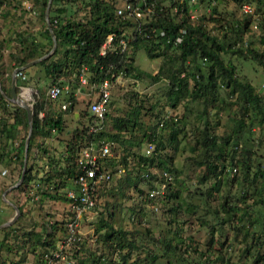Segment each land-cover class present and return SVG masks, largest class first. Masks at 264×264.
Masks as SVG:
<instances>
[{
	"label": "trees",
	"instance_id": "trees-1",
	"mask_svg": "<svg viewBox=\"0 0 264 264\" xmlns=\"http://www.w3.org/2000/svg\"><path fill=\"white\" fill-rule=\"evenodd\" d=\"M199 1L206 2L210 0ZM199 1L191 6L187 5L186 0L182 4H176L178 11L174 14L167 11V9L164 12H159L155 8L154 14L142 26V29L155 27L163 30L165 36L146 37L136 34L129 53L124 54V56L108 54L102 57L98 55V50L105 35L109 32L121 33L124 25H129V23L122 22L120 18L115 16V6L121 1L51 0L47 18L48 25L56 39V46L48 57L34 64L43 68L45 76L49 77L52 83L61 80L58 82L59 85L74 75L80 65H85L89 70L94 71V80L113 79L118 71L123 69L125 76L127 75L134 80L149 79L153 83L164 82L165 101L169 109L175 108L184 96L187 98V102L184 103L185 111L189 110L188 104L191 102L201 103L203 108L196 111L195 118L192 121L193 130L190 137L192 143L189 146L191 152H197L195 154V157H197L195 164L199 168V175L194 183L189 181L187 183L188 188L184 186L181 183L182 180L177 177L180 171L173 166L171 156H166L163 153L166 145L175 149L178 142L177 135L182 131L184 121L187 119L186 113L181 116H168L165 114L160 116L161 114L158 112L157 114L151 113L154 122L148 125L145 131L143 130L141 140L135 142L139 145L142 144V139H144L143 143L145 145H151L149 153H145L146 148L137 154L125 149V154L121 157V166L126 169L127 156H134L135 166H137L136 175L130 177L129 174L124 172V175L119 177L116 185H114L119 189L124 184L120 190V194L124 195L123 188H128L135 183L150 185L152 181L156 180V182H163L165 188L169 191L157 193L156 197L159 202L179 200V194L184 189L189 192L187 196L199 195L198 197H201L206 204L216 200L217 203L213 207L212 214L222 211L223 216L218 218L220 223H223L225 219H235V230L243 231L245 236L251 237L249 245L243 249L242 255H246L255 247L254 244L264 243V167L261 169L257 167L253 172L252 179L248 181L247 172L250 165L248 155L250 153L245 147L238 149V142L239 133L243 132L242 127L246 120L256 118L258 124L264 123V92H253L252 84L240 78L237 64L230 57L243 63L247 59L258 63L264 62V52H259L251 46L250 42H244L240 36L251 23L261 35V43H264V8L261 5L263 0H249V3L253 6V12L242 13L240 11L243 15L242 18L229 25H224V27L221 26L219 35L211 34L206 29L205 22L210 20L211 17L205 18L204 14L197 11ZM233 1L240 10L242 0ZM22 2H20L21 6L25 10L31 11L32 4L24 5ZM9 3L10 0H0V6ZM33 3L39 7L38 17L42 21L41 30L30 33L29 40L24 33L17 34L15 39L21 55L13 56V52H9L8 55L13 61L12 68L44 55L52 46L44 15L47 0H33ZM205 5L208 4L205 3ZM73 6L75 7L71 10ZM77 12H81V14L78 15ZM192 13H195L193 17L190 15ZM250 17L254 20H251ZM211 20L217 21L218 19L213 17ZM176 36L181 38L179 43L174 42ZM140 46L145 48L149 57L161 58L160 66L155 74H149L134 66L133 53ZM223 56H227L225 62ZM123 57L127 58V62H122ZM25 70H23L24 73ZM188 77L191 80L190 86H188L189 81L187 82ZM219 90H222L225 95L220 97ZM15 91L18 92L17 79ZM234 94H236L237 99L241 100L242 108L251 109L259 116H237V120L233 119L235 124L228 126V131L216 134L215 127H217L219 119L218 116H212L210 110L215 109V104L228 101ZM9 96L10 87L6 88L0 83V108L3 112H8L9 109L12 112V122L10 124H7V118H0V135L3 133L7 140L14 137V134L18 131L17 128L24 127L27 129L25 111L10 102V100L7 101L6 97ZM123 97H126L128 108L124 114L112 117L111 129L113 132L109 133L105 132L103 126L109 116L108 110L112 106V98L108 102L102 121L93 118L89 112L87 113L88 109L85 101L86 107L80 120L82 125L73 129H66V124L61 116L63 113L72 112L76 97L71 94L65 96V103L69 101L70 104L61 112L54 114L51 111V113L42 112L43 104L36 100L34 95L32 133L27 147V156L29 157L31 152L37 153L40 151L42 156L47 158L44 162L46 163V170L44 167L34 170L27 165L21 184L14 189H22L27 186L34 190V194L37 193L54 200L58 199L60 196L55 192L52 194L49 190L63 189L67 180L71 181L75 178L78 168V148L92 141L97 143L101 140L109 141L111 144L131 145L132 142L127 138H123L121 133L126 130L130 131L128 129L135 125L141 127L139 120L141 112L151 108H142V102L136 91L129 90ZM39 112L42 113L41 118L38 117ZM252 113L254 114V112ZM79 117L80 114L78 113L77 118ZM83 121L85 122L83 123ZM96 124L102 125V127L95 132H91L89 127L91 125L97 126ZM158 124L161 130L168 129L165 139H162L155 129ZM52 129L69 139L67 143L65 142L66 146L63 154H61L63 156H58L56 159L49 155L50 152L42 142L34 140L35 137L41 140L50 137L53 134ZM24 141L25 138L14 148V154L12 156L8 155L9 158L17 159L22 154ZM74 145L77 147L76 151L72 150ZM236 151H238V154H236ZM103 162V165L110 169V174L115 173L117 171L116 167L120 165V162L114 158H105ZM237 167L240 172L239 176L235 173ZM151 168H158L160 174H154ZM163 173L166 175L163 176ZM256 178L261 181L258 186L254 183ZM206 183L209 186L203 192L197 191L198 186H195V184L205 185ZM231 186L236 187L235 191H230ZM101 187L98 188L96 196L100 195L98 192ZM150 187L153 188L151 185ZM220 187H225V189L224 192L219 194L217 192ZM108 192H111V189ZM148 193L149 191L144 193L143 201L151 200ZM215 193H217L216 196ZM63 196V199H66L65 195ZM189 199L191 197H188ZM189 203L190 200L187 204L190 205ZM153 204L156 205V203ZM5 205L9 207L8 204L5 203ZM17 208L22 214L21 206L17 204ZM140 210L136 222L142 225L141 229L134 228L131 231H124L113 228L105 218H100L98 221L95 232L99 234L103 230V234H100L102 242L108 245L109 248L112 247L111 251L115 255V263L109 261V264H213L210 260H200L199 258L195 260L190 256L194 249H191L189 243L185 242L186 240H184L181 233L179 234L178 230L175 231L172 238L166 234L153 236L151 230L142 224L144 223L143 216L148 213L145 209ZM201 223L203 224V221ZM11 226L0 229L2 234L0 238V264L6 262V259L1 258L2 253H13L17 256L16 260H11L8 264H24V253L35 254L37 248H41L42 251L38 253L39 256L33 264H45L44 255L55 249L56 243L60 239L54 238L55 232L61 231V237L66 234L65 223L62 224L61 222L51 223L49 230L42 231L29 228L18 235L10 231ZM9 235L13 237V244L7 243ZM224 236L225 234L223 239ZM259 237H262V239L259 240ZM253 238L257 240L255 243H252ZM134 252L142 253L143 256H139L138 253L133 254ZM73 258L74 256L71 254L70 261ZM189 258L194 262L188 260ZM107 261L108 259L103 254L94 255L90 264H105ZM253 262L264 264V252L254 253ZM80 264H83V261H80ZM223 264H228V262L225 260Z\"/></svg>",
	"mask_w": 264,
	"mask_h": 264
},
{
	"label": "rangeland",
	"instance_id": "rangeland-1",
	"mask_svg": "<svg viewBox=\"0 0 264 264\" xmlns=\"http://www.w3.org/2000/svg\"><path fill=\"white\" fill-rule=\"evenodd\" d=\"M25 1L27 4L31 5V11H27L21 6L20 2ZM121 0H117L120 2ZM206 1V0H205ZM208 4V5H205ZM264 8V0L261 3ZM75 6L71 7V10ZM30 8V6H29ZM197 11L201 14H204L205 18L207 17H216L217 21L206 20L205 27L206 29L214 35L220 34V27L224 25H229L235 20L242 18V14L237 7V4L233 0H210V1H199V7ZM39 7L33 3V0H10L9 4L0 6V83H2L6 88L10 87L11 72L13 70L12 63L8 55L9 52H13V56H20L19 46L17 45L16 37L17 34H22L28 36L30 39V33H34L37 30H41L42 21L38 17ZM81 14V12H77ZM195 13L190 14L192 17ZM251 18V17H250ZM251 20H254L251 18ZM242 40L245 42H250L251 46L258 50L259 52H264V43H261L259 32L254 29L253 24H249L245 31L240 34ZM244 45V43H243ZM46 54V53H45ZM264 54V53H263ZM235 64H237V70L239 72L240 78L243 80L249 81L253 86V92H264V62L258 63L257 61H251L247 59L246 62L236 60L233 57H230ZM227 56H223V61L225 62ZM161 58L159 57H149L146 54L145 48L140 46L133 53V64L138 69L145 71L149 74H155L160 66ZM25 75L27 77L26 85L31 87L35 91L36 100L42 102L43 111L42 112H53L56 114V104L61 101V98L58 97L56 102L49 101L45 97V91L47 86L51 83V79L45 76L43 68L40 65L34 64L28 67L25 70ZM189 81V82H188ZM188 86L191 85V80L188 77L187 79ZM132 90L136 91L139 94V99L141 100L142 108H151L150 110H143L140 114V126L135 125L130 127V131H123L121 136L130 140L131 145L126 144H111L110 152L107 158H114L120 162V165L116 167V172L111 174L110 179L106 183L101 184V189L98 192L100 195L96 196L95 206L86 211L83 215L79 217L77 221V237L75 243L71 247V254L74 256L69 262H59L58 264H80V261H83V264H90L94 255L103 254L108 259L105 264L110 262L115 263L114 252L111 251L112 247L102 242L100 234H103V230L98 233L95 232L100 218H105L108 220L110 225L117 229L124 231H131L134 228L141 229L142 225L137 224V215H139L140 209H145L148 214L143 216L144 220L142 223L144 226H147L153 236H161L166 234L171 237L175 235V231L178 230L179 234L181 233L185 242H188L191 246V249L194 251L190 254L195 260L199 258L200 260H210L213 264H223L225 260L228 264H255L253 262V254L264 252V243L263 244H254L255 247L251 249L249 254L242 255L243 249L249 245L251 239L250 236H245L243 231L235 230L234 226L236 225V220H227L223 223H220L218 218L223 216L222 211L220 210L217 213L212 214L213 207L217 203L216 200L210 204L204 203L201 197L190 195L187 189H184L180 192V199L177 201H166L164 203L157 200V193L164 192L167 189L163 182H156V180L150 183V185H145L142 183H135L128 188H123V194L121 195V188L124 186L122 184L119 189L115 187L119 177L124 175V172L129 174L130 177L136 175L137 166H135L134 156H127V170L121 166V157L125 154L124 151H127L137 154L141 150L144 151V148H147V145L136 144L135 142L140 141L142 138V132L148 128V125L154 122L153 116L151 113L160 112V116H181L186 113L187 119L184 121L182 126V131L178 133L175 149L170 146H165L163 153L166 156H171V162L174 167L177 168L180 172L177 174L178 178L183 183L184 186H187V183L191 181L194 183L196 177H198L199 168L195 164V154L196 151L191 152L189 146L192 143L191 131L193 130V120L195 118L196 111H200L203 108V105L198 102H191L188 104L189 110H184V103L187 102V98L184 96L181 101H179L175 108L169 109L165 101V88L164 82H151L148 80H134L123 79L117 83L111 90L112 106L108 110V117L104 123L105 132L112 133V117L124 114L128 108L126 97L123 95L127 91ZM18 93V92H17ZM4 94V93H3ZM222 90H219V96H224ZM9 97H6V100L9 101ZM86 99L82 96L76 98V102L73 106V113H66V129H73L75 127H80L82 123L81 115L83 110H85ZM52 103L55 107L52 108ZM154 104L155 106H153ZM215 109L210 110L212 116H218V125L215 127L216 134H222L225 131L229 130V125H234L237 116H259L255 111L251 109L242 108L241 100L236 98L234 94L228 101L215 104ZM264 110V107H263ZM87 111V109H86ZM50 112V113H51ZM254 112V114L252 113ZM12 112L10 109L8 112H3L0 108V118H7V124L12 122ZM74 113H79L80 117L75 118ZM88 113V111H87ZM210 115V116H211ZM84 116V115H83ZM159 116V115H158ZM246 118V117H245ZM246 120V119H245ZM257 119L246 120L243 124V132L239 133V142L238 149L240 147H245L249 151V170L247 172L248 181L252 179L253 172L258 167L259 169L264 167V123L258 124ZM85 121H83L84 123ZM160 125L155 128L159 136L162 139H165L167 136L168 129H160ZM17 132L14 134V137L10 140L5 138V135L2 133L0 135V224L9 220L15 214V210L9 203L5 202L3 198L12 203L17 207V204L21 206L23 213H19L17 219L13 224H11V230L13 234H19L24 230L29 228H35L36 230H49V225L54 222H61L64 224L69 216L68 212V203L66 199H63L64 191L69 186V180L66 181V186L54 190H49L52 194L55 192L60 197L58 199H51L43 197L39 194H34V190L31 188L23 187L22 189H9L13 184L18 180L22 171L23 163V151L22 154L17 157V159L9 158L12 156L15 151L14 148L20 144L21 141L26 137L27 129L17 128ZM50 140L39 139L35 137V141L42 142L44 147L50 152L49 155L52 158L56 159L58 156H63L65 149V142L69 141L68 137L57 133H53L50 137ZM145 145V146H144ZM72 150H77L76 145ZM238 154V151H236ZM28 157V156H27ZM26 157V159H27ZM189 158V159H188ZM45 159L42 154L30 153L28 160L26 161V166L28 165L31 169L34 170L45 168ZM25 166V167H26ZM110 170V169H109ZM125 170V171H124ZM129 170V171H128ZM154 174L159 175L158 168H151ZM3 172V173H2ZM236 175H240L239 168L237 167L235 171ZM173 176V175H172ZM171 177V176H170ZM176 177V178H177ZM173 180V177H172ZM260 179L256 178L254 183L256 186L259 185ZM115 184V185H114ZM233 185V184H232ZM19 186V185H18ZM17 186V187H18ZM197 191H204L209 184L205 185L200 184ZM99 187V188H100ZM156 191L155 194L150 197V201H143L144 193L146 191ZM111 189V192L108 190ZM217 193L224 192L223 188ZM236 187L231 186L230 191H235ZM7 190V191H6ZM6 191V193H4ZM158 191V192H157ZM168 191V190H167ZM102 192V193H100ZM169 192V191H168ZM4 193V194H3ZM215 193L214 195L216 196ZM188 197H191L190 205ZM218 198V197H217ZM63 199V200H62ZM13 202H12V201ZM6 204L9 205L7 207ZM17 203V204H16ZM153 203H156L154 205ZM178 203V204H177ZM219 209V208H218ZM20 212V211H19ZM136 213V214H135ZM203 221V224L201 223ZM35 224V226H33ZM213 226V227H212ZM8 227V226H7ZM212 227V228H211ZM222 229H218V228ZM4 228V227H2ZM211 228V230H210ZM1 229V228H0ZM221 230V232H220ZM242 230V229H241ZM224 239H223V235ZM61 231L55 232L54 238H62ZM2 234L0 233V238ZM12 238L10 235L7 239L8 244L12 243ZM188 239V240H187ZM262 237H259V240ZM257 240L253 238L252 243ZM41 248H37L35 254L24 253V264H33L41 252ZM138 253L139 256H143L142 253ZM135 252L133 254H136ZM218 256V257H217ZM2 259H6L4 264H8L11 260H16L17 256L13 253H2ZM219 258V259H218ZM192 260V259H188ZM192 262H194L192 260ZM57 264V263H56ZM209 264V263H207Z\"/></svg>",
	"mask_w": 264,
	"mask_h": 264
},
{
	"label": "built area",
	"instance_id": "built-area-1",
	"mask_svg": "<svg viewBox=\"0 0 264 264\" xmlns=\"http://www.w3.org/2000/svg\"><path fill=\"white\" fill-rule=\"evenodd\" d=\"M183 1L184 0H121L119 4H116L114 13L122 22L129 23V25H124L121 33H107L100 43L98 55L102 57L108 54H120L124 56V54L129 53L131 43L135 39L136 34H141L146 37L165 36L164 31L161 29L155 27L142 29V26L150 20L151 15L155 12V8L158 9L157 11L159 12H164L167 9V11L174 14L178 11L176 4H182ZM186 1L187 5L191 6L199 0ZM22 4L26 5L27 2L23 1ZM240 11L242 13L253 12V6L249 3V0H242ZM181 33H183V31H181ZM180 39V36H176L174 42L179 43ZM122 62H127V58L123 57ZM15 78L18 80L19 96L23 90H28L30 94L26 101L32 106L36 92L26 85L27 77L25 73L23 71H18ZM126 78L131 79V77L125 76L123 69H120L113 79L103 78L94 80V71L89 70L85 65H80L75 74L69 77L67 81H64L63 84L59 85L58 82L61 80H58L50 85L45 91V96L49 100H55L63 94L66 96L71 94L76 98L82 96L86 99L89 114L93 118L102 121L111 98V90L120 80ZM69 104L70 102L67 101L63 108ZM38 117H42L41 112H39ZM92 122L94 124V120ZM96 125L97 126L91 125L89 127L91 132H95L102 127V125ZM52 132L54 133L55 130L52 129ZM46 139L50 140L48 137ZM110 147L109 141L101 140L97 143L92 141L78 148L79 158L77 174L75 178L69 181V186L64 191L69 212L68 219L65 222L66 234L58 240L55 249L49 254L44 255L45 264H58L60 261L71 263L69 259L72 253L71 247L76 239H78L76 232L77 221H79L81 215L95 206L98 188L111 177L109 169L103 165L104 159L109 155ZM150 149L151 145H147L145 153H149ZM165 175L166 174L163 173V176ZM155 192L156 191L149 190L148 196H153Z\"/></svg>",
	"mask_w": 264,
	"mask_h": 264
},
{
	"label": "water",
	"instance_id": "water-1",
	"mask_svg": "<svg viewBox=\"0 0 264 264\" xmlns=\"http://www.w3.org/2000/svg\"><path fill=\"white\" fill-rule=\"evenodd\" d=\"M51 0H47V5H46V9H45V21L48 27V30L50 32V36H51V40H52V46L51 49L44 55L35 58L21 66H17L15 68H13L12 73H11V81H10V96H9V100L10 102H12L13 104L19 106L20 108H22L25 111L26 114V121H27V127H28V131H27V135L25 137V141H24V148H23V163H22V171L19 177V180L13 184L11 187L7 188V190L12 189V188H16L18 185L21 184L22 180H23V176H24V171H25V166H26V157H27V147H28V143H29V139L32 133V106L30 103H28L27 101L23 100L18 93H16L15 91V87H16V73L18 71H23L26 68L30 67L31 65H33L34 63H37L39 61H41L42 59L48 57L53 50L55 49L56 46V39L54 37V34L52 32V30L50 29L49 25H48V18H47V14H48V8L50 5ZM6 190V191H7ZM6 191L4 193H6ZM3 193V194H4ZM3 200L7 203H9L10 205H12V207L15 210V214L13 215L12 218H10L9 220L5 221L4 223L0 224V228L2 227H7L10 226L11 224H13L15 222V220L17 219L18 215H19V209L14 206L12 203L6 201L4 198Z\"/></svg>",
	"mask_w": 264,
	"mask_h": 264
},
{
	"label": "crops",
	"instance_id": "crops-1",
	"mask_svg": "<svg viewBox=\"0 0 264 264\" xmlns=\"http://www.w3.org/2000/svg\"><path fill=\"white\" fill-rule=\"evenodd\" d=\"M12 73V72H11ZM11 81V80H10ZM55 83V82H54ZM53 83L51 82L48 86H47V88L50 86V85H52ZM46 88V89H47ZM65 94H63V95H61L60 97H63V98H61V101H59V102H57V103H55L56 104V107L54 106V104L52 103V108L53 107H55L56 108V110H57V112L56 113H59V112H61L64 108V106L66 105V103H65V100H64V98H65ZM59 97V98H60ZM46 98V97H45ZM47 99V98H46ZM47 100H49V99H47ZM56 100H58V98L56 99ZM56 100H51V101H54V102H56ZM70 113H73V109H72V112H70ZM66 116H67V114L66 113H63L62 114V116H61V118L63 119V121H64V123L66 124ZM74 117L75 118H77L78 117V113H74ZM54 133H57L56 131L54 132ZM59 134L57 133V136H58ZM49 138V137H48ZM46 142V140H45V138H44V143ZM45 145V144H44Z\"/></svg>",
	"mask_w": 264,
	"mask_h": 264
},
{
	"label": "bare ground",
	"instance_id": "bare-ground-1",
	"mask_svg": "<svg viewBox=\"0 0 264 264\" xmlns=\"http://www.w3.org/2000/svg\"><path fill=\"white\" fill-rule=\"evenodd\" d=\"M29 91L28 90H23L22 92H21V94H20V96H21V98L23 99V100H27L28 99V97H29Z\"/></svg>",
	"mask_w": 264,
	"mask_h": 264
}]
</instances>
